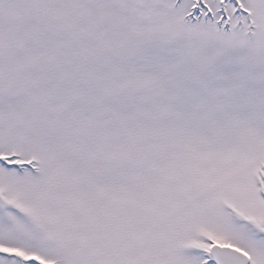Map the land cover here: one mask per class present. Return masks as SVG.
Here are the masks:
<instances>
[{"label":"snow or ice","instance_id":"obj_1","mask_svg":"<svg viewBox=\"0 0 264 264\" xmlns=\"http://www.w3.org/2000/svg\"><path fill=\"white\" fill-rule=\"evenodd\" d=\"M0 264H264V0H0Z\"/></svg>","mask_w":264,"mask_h":264}]
</instances>
